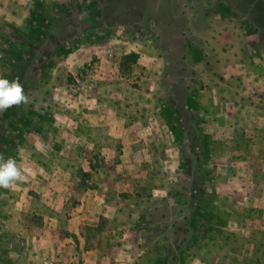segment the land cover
I'll return each instance as SVG.
<instances>
[{"label": "rangeland", "instance_id": "obj_1", "mask_svg": "<svg viewBox=\"0 0 264 264\" xmlns=\"http://www.w3.org/2000/svg\"><path fill=\"white\" fill-rule=\"evenodd\" d=\"M231 1L151 0L135 21L108 0H0V75L29 98L0 112V153L28 175L0 187V264H264V31ZM180 57L196 185L167 91Z\"/></svg>", "mask_w": 264, "mask_h": 264}, {"label": "trees", "instance_id": "obj_2", "mask_svg": "<svg viewBox=\"0 0 264 264\" xmlns=\"http://www.w3.org/2000/svg\"><path fill=\"white\" fill-rule=\"evenodd\" d=\"M151 0H114V2H105V4L123 6L125 8V19L137 20L142 14V9L147 5V2ZM228 9H231L233 3L231 0H222ZM104 4V5H105ZM242 12L247 17L248 21L259 31H264V0H245L241 4ZM104 10V9H103ZM60 19L63 21L61 24ZM130 23V22H129ZM134 23L132 21L130 24ZM55 29L62 35L73 29V25L65 19V17H55L54 19ZM138 55L135 52L125 53L122 59L119 61V67L121 73H128L130 71L131 64L135 62ZM187 65L183 58L174 59L169 62L166 67V76L168 79V94L172 99V103L175 106L181 125L185 131V138L187 140V146L191 154L194 156V165L191 170V185H196L201 179L199 153L204 150V143L199 139L198 135L193 130V124L199 121V115L196 111L189 110L187 108L185 97L188 89L186 80V74L188 72ZM4 118L0 116V136L4 130ZM189 222V216L178 219L174 222L172 227V235L174 242L186 239L187 237V224ZM174 257L170 256L168 264H173Z\"/></svg>", "mask_w": 264, "mask_h": 264}, {"label": "clouds", "instance_id": "obj_3", "mask_svg": "<svg viewBox=\"0 0 264 264\" xmlns=\"http://www.w3.org/2000/svg\"><path fill=\"white\" fill-rule=\"evenodd\" d=\"M29 103L19 78L9 80L0 75V112ZM26 170H22L17 160L11 156L5 158L0 153V187L12 188L14 184L27 182Z\"/></svg>", "mask_w": 264, "mask_h": 264}]
</instances>
